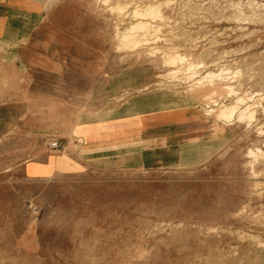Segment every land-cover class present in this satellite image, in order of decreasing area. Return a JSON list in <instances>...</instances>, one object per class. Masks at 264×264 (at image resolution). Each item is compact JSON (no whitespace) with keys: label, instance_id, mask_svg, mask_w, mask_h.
I'll list each match as a JSON object with an SVG mask.
<instances>
[{"label":"rangeland","instance_id":"374dc122","mask_svg":"<svg viewBox=\"0 0 264 264\" xmlns=\"http://www.w3.org/2000/svg\"><path fill=\"white\" fill-rule=\"evenodd\" d=\"M19 53H0V264H264V0H58L27 63L1 59ZM139 101L195 112L174 131L213 154L102 171L62 147Z\"/></svg>","mask_w":264,"mask_h":264},{"label":"crops","instance_id":"0c3cea01","mask_svg":"<svg viewBox=\"0 0 264 264\" xmlns=\"http://www.w3.org/2000/svg\"><path fill=\"white\" fill-rule=\"evenodd\" d=\"M57 1L0 0V53L21 51L11 61L3 55V63H27L22 51ZM186 108L139 101L122 115L76 125L62 147L77 164L102 171L199 165L213 154L211 148L174 131L198 121Z\"/></svg>","mask_w":264,"mask_h":264},{"label":"bare ground","instance_id":"6f19581e","mask_svg":"<svg viewBox=\"0 0 264 264\" xmlns=\"http://www.w3.org/2000/svg\"><path fill=\"white\" fill-rule=\"evenodd\" d=\"M148 8V11L146 10L144 13H142V12H140V10H138V9H135L134 10V14H137V15H155V14H158V11H156L157 9H155L153 6H150V8H149V6L147 7ZM146 8V9H147ZM157 13H156V12ZM146 27V22L144 23V22H137V23H135V24H132L131 26H129L122 34H121V36H120V41H121V43H123L124 45H129V44H135V41H134V33H137L136 31L137 30H141L143 27ZM144 27V28H145ZM143 28V29H144ZM175 57L174 58H172L173 60H171L172 62H176V61H182V59H183V57L182 56H179V55H174ZM171 58V57H170ZM169 60V61H170ZM188 69V68H187ZM186 69V70H187ZM189 69H190V67H189ZM188 69V70H189ZM221 70V69H220ZM172 72H174V71H172ZM222 73H224V72H222ZM218 75H220V74H214V73H211V72H207V73H205V75H203V77H202V79H207V80H209V81H212L213 80V78H216ZM206 80V81H207ZM201 82V80H198V83H200ZM240 98V97H239ZM238 98V99H239ZM242 100V99H241ZM241 100H239V101H241ZM237 101V100H236ZM238 102V101H237ZM237 102H235V103H237ZM234 103V104H235ZM235 108V105H229V106H225L224 108H220V110L218 111V113H217V118H221V119H228V120H230V118H232V116L235 114V112H237L238 111V109H239V107H238V109H236ZM244 109V108H243ZM241 110L238 114L239 115H237L239 118H243V116H244V114H245V111H246V113L248 112L247 110H246V108L244 109V110ZM212 110H209L208 112H211ZM248 114V113H247ZM248 116L250 117V114H248ZM245 117V116H244ZM248 117V118H249ZM251 118V117H250ZM253 118V117H252ZM246 119V118H245ZM250 121V120H249ZM250 154H252V152H250Z\"/></svg>","mask_w":264,"mask_h":264},{"label":"built area","instance_id":"2783aa9c","mask_svg":"<svg viewBox=\"0 0 264 264\" xmlns=\"http://www.w3.org/2000/svg\"><path fill=\"white\" fill-rule=\"evenodd\" d=\"M50 147L53 148V149H54V148H57V147H58V142H57V140H52L51 143H50Z\"/></svg>","mask_w":264,"mask_h":264}]
</instances>
